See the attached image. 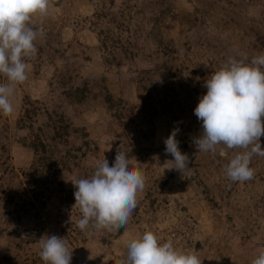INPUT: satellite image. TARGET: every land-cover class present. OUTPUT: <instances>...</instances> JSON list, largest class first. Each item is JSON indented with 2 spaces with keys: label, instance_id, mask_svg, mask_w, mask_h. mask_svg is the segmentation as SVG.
Instances as JSON below:
<instances>
[{
  "label": "rangeland",
  "instance_id": "rangeland-1",
  "mask_svg": "<svg viewBox=\"0 0 264 264\" xmlns=\"http://www.w3.org/2000/svg\"><path fill=\"white\" fill-rule=\"evenodd\" d=\"M52 5L31 20L44 35L16 87V110L0 113V156L9 159L0 160V264H44L45 235L66 240L71 264H117L146 231L194 251L202 264H251L264 249V157H253L252 180L230 181L225 166L243 149L198 152L193 110L229 57L250 62L264 53V0ZM174 127L191 161L183 174L167 169L173 157L164 140ZM36 137L48 165L30 147ZM260 143L264 149V136ZM116 152L144 177L137 207L118 231H81L72 181L90 178L104 158L111 166Z\"/></svg>",
  "mask_w": 264,
  "mask_h": 264
},
{
  "label": "clouds",
  "instance_id": "clouds-1",
  "mask_svg": "<svg viewBox=\"0 0 264 264\" xmlns=\"http://www.w3.org/2000/svg\"><path fill=\"white\" fill-rule=\"evenodd\" d=\"M52 0H0V113L12 115L16 87L28 76L27 60L37 55L35 41L42 31L31 26L34 16L48 14ZM206 93L199 98L194 115L201 122L202 133L194 138L198 152L215 153L217 146L243 149L225 166V175L232 182L254 178L250 167L254 156L264 157L260 139L264 136V53L247 61L229 57L227 62L204 82ZM180 129L174 127L164 140L165 153L173 157L167 169L190 172L191 161L182 154L176 139ZM76 207L81 213L77 227L81 230L118 231L129 222L137 207V193L144 188V177L129 168V157L116 152L114 163L107 159L97 165L90 178L72 181ZM44 264H71L72 251L64 238L45 235L38 241ZM117 264H202L194 251L178 250L171 239L161 242L151 231L126 244V255ZM251 264H264V249Z\"/></svg>",
  "mask_w": 264,
  "mask_h": 264
},
{
  "label": "trees",
  "instance_id": "trees-1",
  "mask_svg": "<svg viewBox=\"0 0 264 264\" xmlns=\"http://www.w3.org/2000/svg\"><path fill=\"white\" fill-rule=\"evenodd\" d=\"M106 101L108 102V103H110L111 101H112V97H110V95H108L107 96V99H106ZM30 147L33 149V151L34 152H36V153H38V152H40V151H42L43 152V154H41V158H40V161H39V163L40 164H42L43 166L44 165H48V164H50L51 163V159H49L48 157H46L47 155H46V145L44 144V143H42L40 140H39V138H35V141H32L31 143H30ZM0 149H3V147H0ZM5 150V149H4ZM0 160H1V164H3L4 166L5 165H9V163L7 162V161H9V159L7 158V161H6V158H3V157H1L0 156ZM7 196H5V198H6ZM27 203H24L23 202V205H26ZM17 213V211H15L14 213H13V215H15Z\"/></svg>",
  "mask_w": 264,
  "mask_h": 264
}]
</instances>
